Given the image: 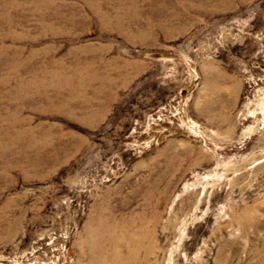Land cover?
Returning a JSON list of instances; mask_svg holds the SVG:
<instances>
[{
    "label": "rangeland",
    "instance_id": "374dc122",
    "mask_svg": "<svg viewBox=\"0 0 264 264\" xmlns=\"http://www.w3.org/2000/svg\"><path fill=\"white\" fill-rule=\"evenodd\" d=\"M263 95L264 0H0V264H264Z\"/></svg>",
    "mask_w": 264,
    "mask_h": 264
},
{
    "label": "bare ground",
    "instance_id": "6f19581e",
    "mask_svg": "<svg viewBox=\"0 0 264 264\" xmlns=\"http://www.w3.org/2000/svg\"><path fill=\"white\" fill-rule=\"evenodd\" d=\"M258 96V95H257ZM257 98V97H256ZM261 102L263 101L264 102V95L261 96ZM252 102V101H251ZM260 103L257 102V104ZM256 104V103H255ZM260 105V104H259ZM263 108L260 109L262 111H260L262 113V118H264V105H262ZM248 107V106H247ZM258 107V106H257ZM256 108V107H255ZM260 108V107H259ZM250 110V109H249ZM251 112V111H250ZM256 113V112H255ZM254 113H252L253 115ZM255 115V114H254ZM246 129V128H245ZM247 133L245 134H248L250 133L251 131L253 132L254 129L252 128V125H250L248 128H247ZM244 131V132H246ZM197 177V176H196ZM195 177V178H196ZM201 178V177H200ZM204 178V177H203ZM197 179V178H196ZM193 185V187L195 186L194 182L193 183H187L185 182L184 184V189L185 188H188L189 186ZM180 193V192H179ZM179 193L176 195V197L179 195ZM107 223V222H106ZM104 221H101L98 223V225L96 226V228L93 229L92 231V234L90 236V241L92 242V247L93 248H97V249H100V245H101V242L103 240H106L108 242H110L111 244H118L116 243L118 241V239L116 238L114 232L113 231V228L110 227L109 225H107ZM118 226V225H117ZM150 232V231H149ZM130 241L131 243L133 244V250L131 252H129V255L130 256H133L135 254L136 251L139 250L140 246H141V241L143 240V238L145 237H142V236H133V235H127L126 233L124 234ZM132 259H134V256L132 257ZM122 264H135V260H128V259H124L122 262Z\"/></svg>",
    "mask_w": 264,
    "mask_h": 264
}]
</instances>
